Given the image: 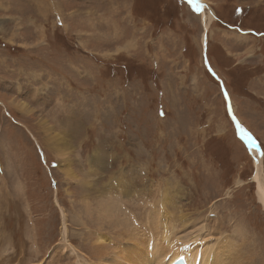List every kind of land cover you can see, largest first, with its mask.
<instances>
[{"label": "rangeland", "instance_id": "1", "mask_svg": "<svg viewBox=\"0 0 264 264\" xmlns=\"http://www.w3.org/2000/svg\"><path fill=\"white\" fill-rule=\"evenodd\" d=\"M203 1L206 28L192 0H0V264L96 263L113 217L217 221L264 264L238 138L264 173V0Z\"/></svg>", "mask_w": 264, "mask_h": 264}, {"label": "bare ground", "instance_id": "2", "mask_svg": "<svg viewBox=\"0 0 264 264\" xmlns=\"http://www.w3.org/2000/svg\"><path fill=\"white\" fill-rule=\"evenodd\" d=\"M196 5H199V7H196ZM193 6L199 10L200 18L201 16L204 18L205 21L204 24L206 28L208 26V23L206 22L211 21L214 17L213 11L211 10V8H209L208 12L204 9L201 11L202 7L203 8L206 7L205 2L203 0H194ZM204 41H205V37L202 36V43ZM228 104H229L228 105L229 110L231 112L232 107L230 102H228ZM234 119L236 122H238V118L234 116ZM238 135L242 140L246 142L248 149L250 150V153L253 155V162L256 167V171L253 176L256 182V194L258 201L260 202L264 210V173L262 171L261 149L259 145H257L252 138L244 136L239 131H238ZM108 201L107 202L104 201L102 205L110 204L111 201H109V203ZM152 208L153 211L155 209L156 214L160 216L158 210L159 207L153 205ZM130 213H132V209H130L129 214ZM132 217L135 218V213L134 216ZM160 218L153 219L149 217L146 222L144 223L140 222L135 224L130 228V230L126 234L123 235L122 233H124L129 227L128 223L122 222V220L118 221L113 217V219L109 220V222L113 225H116L117 227L116 230L117 229L123 230L120 236L123 237V240L126 241L125 242L126 245H121V243H118V241H116L115 238L108 241L107 240L108 238L104 237L101 234H98L97 236L98 238H96L95 244L97 248L103 251L104 254L101 256L102 258H100L99 261L96 263H88L83 261L81 257L78 256L77 251L71 246V243L67 241V239H65L66 241L64 242L59 243L60 248L57 249V251H59L58 254L59 256H61L62 253L63 255L72 254L73 256L71 257L72 262L68 264H125L128 263V261L131 262L132 264H147L146 261L147 260L146 245H147V252L148 255L152 258V264H161L162 261H164V257L166 255L171 256L168 263L172 262L178 255H182L181 252L178 250L176 244L177 245L183 244V245H188V248L184 251V253L190 254L191 260L194 259L197 253H199L201 257L202 253L204 252V255L208 256V258L210 256L214 257L213 262L211 261V264L212 263L213 264H254V247L251 248L250 245L249 246L247 244L245 245V241L243 244L242 243L238 244L239 243L238 240H236L235 237H234L235 239L231 238V235L229 236L226 230L222 229V226H220L217 221H214L213 225L209 227L207 224V220H200V219L188 220L185 217H182L180 220L183 223V227L182 228L179 227L181 228L179 230L176 229L177 230L176 232L173 231V233L175 232L172 235L173 242H168L165 240L167 239L166 238L167 236H165L164 233L163 234L161 233L162 237H158L154 235V231L159 233L161 231L160 227L155 225L159 223ZM163 224L165 227L166 223ZM175 228H177L176 225ZM163 232H166V230L164 229ZM107 242L108 243L110 242L109 243L110 246L107 245ZM123 255L124 258H122ZM103 258L107 260H104ZM56 262L57 261H55L54 263ZM200 264H205L204 260Z\"/></svg>", "mask_w": 264, "mask_h": 264}, {"label": "water", "instance_id": "3", "mask_svg": "<svg viewBox=\"0 0 264 264\" xmlns=\"http://www.w3.org/2000/svg\"><path fill=\"white\" fill-rule=\"evenodd\" d=\"M211 72H212V70H211ZM212 74H214L213 72H212ZM215 75V74H214ZM223 92H224V96H225V90L223 89ZM226 102L228 103L229 101H228V99L226 100ZM228 111H229V108H228ZM230 112V111H229ZM230 115H231V113H230ZM238 128V126H236V129Z\"/></svg>", "mask_w": 264, "mask_h": 264}, {"label": "snow or ice", "instance_id": "4", "mask_svg": "<svg viewBox=\"0 0 264 264\" xmlns=\"http://www.w3.org/2000/svg\"><path fill=\"white\" fill-rule=\"evenodd\" d=\"M193 2H194V0H193ZM196 7H199V5H196ZM225 98H226V100L228 99V94L225 92Z\"/></svg>", "mask_w": 264, "mask_h": 264}]
</instances>
